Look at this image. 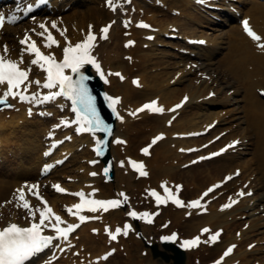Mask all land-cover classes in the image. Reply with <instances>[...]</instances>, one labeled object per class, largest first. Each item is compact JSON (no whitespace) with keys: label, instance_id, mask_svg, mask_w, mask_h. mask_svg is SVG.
I'll return each instance as SVG.
<instances>
[{"label":"bare ground","instance_id":"6f19581e","mask_svg":"<svg viewBox=\"0 0 264 264\" xmlns=\"http://www.w3.org/2000/svg\"><path fill=\"white\" fill-rule=\"evenodd\" d=\"M74 1L71 3L70 12L66 11L62 13V17L60 18L58 16H51L48 21H44L48 32H51L55 40L58 41V46L52 45L50 48L45 47L44 42L47 35V33H45L39 43L45 53L51 52L54 53L55 56H61L62 49L66 44L65 38H67V42L75 44L84 38L90 25L93 29L100 30V28L103 27H100L101 25L110 23L111 12L108 3L100 2V0H78L83 3L82 5H85L82 10H79L77 5L81 4H77ZM85 2H89L90 4L86 5ZM108 2L111 3L110 1ZM191 2L193 1L160 0V5L167 6L166 12L155 3H145L144 5L138 3L136 8H140V10L144 12L143 18L158 27L155 33V39L152 42L141 40V35H144V31L132 28V36L140 38V40L137 39L135 46L130 48L129 52H127L132 54V57L130 56L127 60L121 58L122 48L118 49L117 45L105 49L107 52V56L104 60L105 68H109L112 75L114 70H121V74L124 76L122 81L119 80V77L110 76L109 79L111 82L108 84L109 87H106V91L110 89L114 94L120 95L119 104L124 107L120 108L123 112V120L116 121L115 133H121L122 137L127 141L126 144H128L125 147L122 143L114 142L117 141V139L113 141L111 153L118 161L114 165L115 174L113 181L104 185L100 182L102 181L100 171L101 165L97 163L94 167L89 166V161L96 159L95 155L90 150V147L94 143V139L89 134L72 136L71 141L65 142L61 147L57 146L56 149L59 148L56 150L57 152L64 150V154L70 152V155L60 167L54 169L50 177L60 180L61 177L65 175H71L74 177V180L71 183L66 182L63 187L83 191L85 194L91 193L93 188H99L98 192L100 193H93V197L111 198L109 196L113 195V198L122 200L123 198L119 196V193L123 192L127 194L128 192L130 195L129 202L138 197V200L147 203L151 200L150 196L144 194L145 190L143 187L147 185L150 187L155 184L158 190H163L160 187L161 181H165L166 186L173 183L180 184L182 185L181 200L185 201L184 198L191 199L199 196L210 183H215L216 180L221 181L222 177L227 174H232L235 166H241L242 171L240 176H236L225 183L222 189L226 188L229 190L231 187H235L237 180L242 181L245 179L246 175L244 173L255 172L258 175L255 176L251 186L256 190L253 193V195L256 193V196L253 197V195H251L248 198L243 197L237 204L230 207L229 210L225 211L220 209L219 205L221 202L218 200L220 196L224 197V195H221L223 190L218 189L216 192L208 194L207 197L202 200V202L207 205V212L205 214H196L194 207L190 208L185 206L183 208H178L174 205H168V207L162 211L163 216L154 219V223L156 221L163 223L161 229L163 232L177 227L184 236H189L198 232L199 228L204 225L210 226V228L219 227L224 230L222 240H219V242L211 246L206 245V253L205 251H199L200 246L197 248L196 246L188 248L190 251H187V253H192L191 251H194V249L197 251L195 254L187 255L185 264H202V260L205 259V257L219 252L226 242H238L239 244L229 256L225 257V263L231 261L235 264H249L251 260H258L260 254L264 252V245H258L248 250L245 249L248 242L241 244V237L242 240L246 239V237H252L251 240L256 241L264 238L262 234L264 231V222H262V218L258 215L253 216L245 211V209L248 208L250 212H253L259 205L264 206V187L261 188V185H264V101L256 92V89H261L263 88L262 86H264V49L258 48L256 42L247 34L238 31L236 27H230L231 32L229 31L228 33L232 35L229 36V39L228 36L223 38L226 44V53H224L226 55L223 58H218L221 52L217 54L214 53L215 47H213L210 50H208V48H203L202 51L196 53L194 58L188 57L186 60L171 61L168 53L156 48L154 45L164 42L161 34L169 32L171 24L178 26L183 34H188L187 36H196L193 33H188V30L191 28L186 26V22L183 23V21H181L182 19L179 20L177 17H170L171 15L169 13V11L173 9H179V14H182L187 19H189V16L194 17L195 14L192 12L193 3ZM243 3L245 4L241 7L240 12L242 11L246 16L251 17L250 27L261 37H264V2L249 0L243 1ZM63 6H65V2ZM141 8H143V10ZM193 11H195V9H193ZM170 18L178 24L172 22ZM40 19L42 20L43 18ZM53 21H55L57 25L56 28L52 27ZM90 22L93 24H88ZM29 26L34 27V25L28 23H21L17 26H6L4 29L1 28L0 53H3L4 49L2 43H5L8 49L7 56L18 58L23 55V59L28 63L33 57L25 54L24 51H19L20 46L18 39L27 31ZM114 31L113 27L111 35ZM39 32H44V29L40 28ZM61 32H63V35ZM114 36L115 35H113V37ZM31 37L37 40L36 36ZM216 39V37H212L209 41L217 44V42H215ZM142 44H146L147 48H141L140 46ZM22 50H24V48H22ZM110 51L115 54L110 55ZM201 57L206 58L203 60L205 64L200 69L201 73H211L212 69H214V67H212L213 64H217L216 69H218L219 74H216V78L205 77L202 79L201 76L198 75L193 77L195 72L194 69L186 68V63L201 60ZM181 62H183V64H180ZM32 67L29 78L32 80L40 79L42 81L45 73L37 66ZM156 67H159V71H155L154 68ZM131 74H133L132 76L139 77L138 86L132 85L130 79ZM217 81L219 82L218 90L227 85H229L230 88H234L232 98L230 95L225 94L227 91V89H225L223 92L221 91L222 97L217 96L216 98L205 100L206 98H204V95L208 93L209 89L213 90L211 84ZM2 91L3 87H0V92ZM29 92H37L36 85H31L29 87ZM40 92H43L42 87L39 89V93ZM183 95L189 97L186 103L177 111H167V109H172L173 105L177 103ZM199 98H203L202 101L198 102L197 100ZM152 99H156L158 105L163 106L166 111L161 115L149 114L147 111L132 115L131 117L128 115L130 109L134 112L142 103ZM217 102H220L221 109L224 108L226 104L231 102H233V104L231 106L232 108L228 109L230 113L229 119H221L220 126L218 127L217 124L210 135L212 136L214 133L227 128L228 132L226 135L222 136L215 145L210 147L211 144L209 147L215 148L218 143L219 145L226 143L227 139L231 140L237 135H245L250 139L251 147L247 149L248 156L250 157L244 160V158H241L242 156H238L240 155L239 152H226L209 161L195 163V165H190L185 169L180 168L182 163L187 161L191 156L185 152V148L199 146L201 142H208L207 140L210 136L201 139H183L177 137L176 134L198 131L212 121L217 122L222 116L221 109L216 110L215 107H213ZM34 103L35 102L29 100V104H17L20 106V112L17 111L18 113L0 112V202L2 200H7L11 193V189L16 186L19 188L23 180L33 181L37 179V175L39 174L38 165L41 160V150L43 148V138L49 126L53 123L52 119L48 118L55 119L54 123L61 121L69 122L72 119L70 107L59 98L48 101L38 110L46 118L38 115L35 108H31L30 114L29 112L26 113L28 106L30 105V107H32ZM61 107L65 109L63 111L65 113L61 117L62 120L58 119L60 118L61 112L57 111V108L60 109ZM51 112H53L52 116H48ZM175 114L176 117L173 122L167 127L165 124L166 121ZM233 124L235 127H233ZM64 128L67 129L63 133L60 132V129L55 131L54 139H57L58 136H62L70 129L66 127V125ZM160 132L164 133L165 137L152 146L149 150V154L146 156L139 154L136 150L137 144L141 142L142 139H145L147 135L151 134L153 138ZM173 135L176 137H173ZM177 147L178 149L183 148L184 151H179ZM206 150L210 149L207 148ZM8 153H10L9 156ZM129 154L136 156V158H141L144 161V170H146L148 175L144 178L135 176L133 173L134 170L131 169L128 164L127 156ZM121 161L124 162L123 165ZM91 171H96L97 176L92 177L90 175ZM50 182L53 183L54 181ZM102 188L105 189L103 190ZM213 195H217V197L207 204V199ZM25 196L28 197V193H25ZM47 196L51 201V203H49L53 211L58 213L63 220L74 224L78 222L76 218L70 216L69 213L66 212V207L60 210L63 201L69 203L68 206H71L79 202L78 198L59 196L57 193H52L50 190H47ZM11 198L12 202L9 201L5 206L0 205V227L7 225L8 222L15 221L13 220V215H15V213H17L18 216H22L18 219L19 221L21 220L25 225L28 224L30 219L29 210L25 209L23 206L20 208L19 205L15 204L16 199H14V196ZM253 198L255 199L254 204L249 202ZM28 200L33 210L43 207L33 198H29ZM220 200H222V198ZM125 203L127 205L128 201H125ZM121 205H123V203H121ZM158 208L159 206L151 205L149 211L152 212ZM13 209L15 211L10 213ZM187 211H190L191 215L185 218L184 213ZM124 213L122 209L119 210L118 208L107 212H94V215L92 214L93 216H91L93 217L91 222L79 223L77 227V229L79 228L77 239L72 237L69 238L67 242H62V244L67 245V247L57 260L51 261V258L59 252L57 247L52 246L49 252L39 256V259L36 260L38 261L37 263L35 261L30 264H38L39 262L43 264H156L157 259L150 254V250L147 251L145 255L141 256L142 253H140V250L144 248L143 240L134 236V232L137 230L134 226L131 227L127 236L119 234L116 241L110 240L109 238L107 239L102 235L103 225L109 223L108 225L114 229V227L118 226L121 218L125 216ZM238 213H244L246 215L245 220L249 221L248 227L242 231L240 240L238 237L234 236L233 231L235 230L232 231L233 228L240 226L239 220H234ZM229 216L231 220H228ZM36 218L38 219V213ZM93 229H96V231H93ZM140 229L146 236H149L154 230V228L152 229L150 226L143 225H140ZM58 243L59 241H55L54 245H58ZM120 243L122 244L121 247L119 246ZM107 245L113 246L119 251L123 250L126 255L122 258H118L114 255L109 257L106 261L101 260L100 254L107 250ZM138 246H141V248H138ZM52 250H54V253L51 252ZM165 251L171 255L170 250ZM95 257H100V259H94ZM263 257L264 254L262 255V258ZM163 262H165V264H173L171 259L163 260ZM259 264H262V261H260Z\"/></svg>","mask_w":264,"mask_h":264},{"label":"snow or ice","instance_id":"6c2138e0","mask_svg":"<svg viewBox=\"0 0 264 264\" xmlns=\"http://www.w3.org/2000/svg\"><path fill=\"white\" fill-rule=\"evenodd\" d=\"M110 7L115 9L114 4H110ZM29 8L25 9V12L29 11ZM17 17L14 15H8L7 20L10 23H14ZM5 23V15L0 13V26H3ZM125 26L128 25V21H125ZM137 26L148 28L150 25L144 23L143 21L137 22ZM41 29H44V32L39 33V35L44 36L45 33L46 39L44 42L45 47H51L52 45L58 46V41L52 36L51 32H48L45 24L41 23L39 25ZM52 27L56 28L57 25L55 21L52 22ZM109 25H105L100 29V39H106V33L108 32ZM243 29L245 33L256 42V46L258 48L264 49V37H261L256 31H254L250 26L247 20L243 21ZM63 35V32H61ZM29 37L27 33L25 38L20 41L21 44H26L25 52L30 54L33 58L29 61L27 67H22L24 64L23 55L19 56L17 59H11L7 56V45L4 46L3 53H0V87H3V91L0 92V103L6 102L8 97H12L14 99H19L20 101L31 100L35 103H40L42 100L47 101L54 99L57 96H64L68 100L71 101L72 110L76 114V123L79 125L77 131H87L94 132L95 130H100L103 132H109L111 126L104 123L101 119L95 103L94 97L90 93L85 80L87 77L84 75L82 69L85 65H92L98 74H100L101 78L104 79V73L101 70V66L97 59L91 54V50L94 47V42L96 41V35L92 31V26H89V30L87 31L84 38L75 44L67 42L62 49V58L57 59L54 53H47L41 51V48L37 46L35 41L29 42ZM134 41L128 40L126 41L125 46L132 45ZM32 66L39 67L44 73V79L41 81L40 79L32 80L29 78L30 72L32 70ZM121 80L124 79L121 73H114ZM107 82V81H106ZM133 84H137L138 80L134 79ZM36 85L37 92H29V87L31 85ZM43 87L45 89H49L46 94H40L39 89ZM260 94L264 95V89H260ZM211 95V93H210ZM105 99L109 101V107L113 109L115 113L116 109L114 105L120 100V97H112L105 94ZM188 97L185 96L183 100H181L180 104L174 105V108L180 107L181 104L187 100ZM143 110H148L152 113H163L166 109L163 106L158 105V101L156 99H152L148 102H145L140 107L136 108L132 115H136V113L141 112ZM167 111H172V109H167ZM31 110H29V114ZM123 120L122 116L118 117ZM62 123H64L62 121ZM171 123V121H168ZM86 125V127H85ZM211 127V125H209ZM51 135V133H49ZM163 136V133L157 134L151 140V143L141 148L140 151L145 155L149 154V148L154 145L158 140H160ZM119 143H125V141L119 140ZM103 140H98L96 145V151L100 152V148L103 145ZM237 141H232L231 144H236ZM231 146V145H229ZM184 151V149H181ZM220 151H224V149H220ZM210 155H215L212 153ZM123 161L121 164L123 165ZM128 164L139 173L141 176H146L148 173L144 171V164L142 161H135L131 158H128ZM45 167H48L47 165ZM105 173L108 172V169L105 168L103 170ZM238 174V172H237ZM91 175H95V173H91ZM231 177H225V179H230ZM37 185H31L29 191L31 189H36ZM59 192H65L66 189L60 187L58 184L53 185ZM160 187L163 189L164 195L158 193L155 189H148V193L151 197L154 198L155 203L157 205L161 203H168L171 201L173 204L177 206H182L184 201H182L177 193H179L182 185H175V193L166 186L165 181H161ZM218 187V184L211 185L202 196H206L210 193L214 188ZM97 189L93 188L91 193L85 194L83 191H78L74 193L75 196L79 198V202L71 205L67 208V211L70 215L75 216L80 221H85L91 219L93 217H89L86 215H82V210H88L91 212H96L98 209L107 211L110 208L118 207L121 203L127 201L128 197L125 193L120 192L119 196L123 199H95L93 198V193H95ZM19 193L18 199L23 201V207L29 210L30 221L27 225H19L17 223L9 222L6 226L0 227V264H25L29 258L40 254L43 250L55 246L59 248L58 245H54V241L57 239L67 241L69 238V233H71L74 229L78 227L77 224L68 223L63 220V218L53 211L51 206L41 197L38 193L32 192L31 194L36 196L41 203L43 204L42 208L32 209L28 200L25 198V190L24 188L17 189ZM239 195H243V193H239ZM231 200V198H230ZM200 198L188 201V207H197L200 205ZM236 201L231 200V203H235ZM230 204H224L221 207L226 208L229 207ZM75 209V211H73ZM38 213V219L36 218ZM155 213H149L148 211L137 212L135 210H129L126 215L133 218H141L150 220V217ZM131 224L125 222L122 227L117 226L115 230H110L108 225H105L104 231L108 233L110 239L115 240L119 234H123L124 236L128 235L129 230L131 229ZM49 230V231H46ZM96 231V229H93ZM210 231L209 228L204 227L200 230L201 233H208ZM222 231V230H221ZM51 232V234H49ZM220 231H217L214 235L209 237V240H215L219 237ZM177 238V233L172 232L169 235H163L160 237L162 241H173ZM200 241V236L197 235L192 237L191 239H185L181 242V247L190 248ZM67 246V245H66ZM234 245H229V247L224 251L219 260L214 261V264H220V261L224 259V257L228 256ZM251 247V245H249ZM63 251L62 248L59 249ZM114 251V250H113ZM109 253H105L104 256L107 257ZM100 259V257H97Z\"/></svg>","mask_w":264,"mask_h":264},{"label":"rangeland","instance_id":"374dc122","mask_svg":"<svg viewBox=\"0 0 264 264\" xmlns=\"http://www.w3.org/2000/svg\"><path fill=\"white\" fill-rule=\"evenodd\" d=\"M216 28V30L214 31V30H208V32H209V34H211L212 36H217V38H220V39H222L223 38V36L225 35V34H227L228 32H229V30H230V27H228V26H225V27H215ZM222 45L224 46L223 48H222V52L220 53V55H219V57L218 58H223L226 54H224V53H226V48H225V46H226V44L225 43H222ZM175 48H177V46L175 47ZM211 48H208V50H210ZM175 50V49H174ZM216 50H214V52H215ZM100 56H102V57H105V52L104 53H100ZM171 59H173V60H176V61H179V57H177L176 56V58H171ZM189 64V63H188ZM212 67H214V70H216V67H217V64H213V66ZM191 68H194L195 69V71H197L196 73H198V75H199V73H200V70L198 69L199 68V64L198 65H196V66H194V67H191ZM214 70H212L211 72H213V73H211L210 75L208 74V76H211L212 77V75H214V74H216L215 72H217V71H214ZM216 86V83H213V87H215ZM219 86V85H218ZM216 88H218V87H216ZM225 89H227V91H226V94H227V92L229 91L230 92V94L231 93H233L232 91H233V88L231 87L230 88V86L229 85H227L226 87H224V88H220V91H222L223 92V90H225ZM212 93L214 94V93H216V91L215 90H213L212 91ZM221 95V93H218V96H220ZM216 96V95H215ZM220 97H222V96H220ZM232 105L230 104V105H226L224 108H222L221 109V107H220V102H217V103H215L214 105H213V107H215V109L216 110H222L223 111V113L222 114H224V111H227V109H229V108H232L231 107ZM222 117H226V118H228L229 119V113H227V114H225V115H222ZM234 125V124H233ZM150 135V134H149ZM149 135H147L146 136V138L145 139H142V141L141 142H139L138 144H137V146H139L140 144L142 145L143 143H145V141H147V139H148V137H149ZM242 157V159L244 158V159H247V158H249L250 156H248L247 154H244V155H241ZM211 164V163H210ZM208 165V164H207ZM204 166H206V165H204ZM202 167H203V165H202ZM258 175V174H257ZM251 178V177H250ZM264 187V185H261V188H263ZM261 193H262V191H261ZM254 196H256V193H255V195ZM254 199V198H253ZM256 204H257V202H256ZM258 215H260V217H264L263 215H264V207H263V205H259V207H258ZM236 219H239V216H237V218ZM244 218H240L239 219V224H241L242 223V221H244L243 220ZM239 227V226H238ZM236 229H239V228H236ZM237 231V230H236ZM263 236H264V231H263ZM156 239H157V237H156ZM250 240V238L248 237H246V239L242 242V244L245 242H248ZM262 244H264V242H261V243H258L257 245H262ZM144 248L143 249H141L140 250V253H141V251H143V250H148L147 249V247L146 246H143ZM138 248H141V246H138ZM161 249H163V248H161ZM164 250V249H163ZM149 251V250H148ZM192 253H187V255H190V254H195V251H191ZM262 254V253H261ZM144 255V253L142 252V254H141V256H143ZM214 255V254H213ZM213 255L212 256H210V257H208L207 259H206V262L207 261H210V259L213 257ZM263 255V254H262ZM262 255H260V257H259V259L261 260V256ZM116 257H118V258H122L123 257V255L120 253V252H117V254H116ZM187 257V256H186ZM157 259V263H159V264H162V263H164L162 260H161V258L160 257H158V258H156ZM204 262V260H202V263ZM206 264V263H205Z\"/></svg>","mask_w":264,"mask_h":264},{"label":"water","instance_id":"95a60500","mask_svg":"<svg viewBox=\"0 0 264 264\" xmlns=\"http://www.w3.org/2000/svg\"><path fill=\"white\" fill-rule=\"evenodd\" d=\"M175 258L179 264H182L183 255L181 252L175 251Z\"/></svg>","mask_w":264,"mask_h":264}]
</instances>
